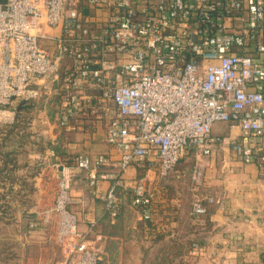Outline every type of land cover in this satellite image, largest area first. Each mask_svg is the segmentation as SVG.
I'll use <instances>...</instances> for the list:
<instances>
[{
	"label": "built area",
	"instance_id": "2783aa9c",
	"mask_svg": "<svg viewBox=\"0 0 264 264\" xmlns=\"http://www.w3.org/2000/svg\"><path fill=\"white\" fill-rule=\"evenodd\" d=\"M52 90L62 97V128L79 114L105 122L117 158L79 155L74 168L86 172L91 187L112 179L100 195L111 218L120 215L118 190L128 189V169L168 180L188 153L209 157L227 147L256 165L264 181V0H6L0 122L14 123L19 107L6 109L14 101L32 103ZM216 124L228 133L214 134ZM112 166L114 174L99 172ZM202 168L194 171L197 181ZM69 175L64 169L56 199L63 248L57 264H101L89 242L93 229L79 230L68 210ZM132 191L142 220L150 221L146 179ZM202 202L194 206L199 215Z\"/></svg>",
	"mask_w": 264,
	"mask_h": 264
},
{
	"label": "crops",
	"instance_id": "0c3cea01",
	"mask_svg": "<svg viewBox=\"0 0 264 264\" xmlns=\"http://www.w3.org/2000/svg\"><path fill=\"white\" fill-rule=\"evenodd\" d=\"M5 2L0 0V4ZM83 123H72L66 130V135L72 138L67 149L82 155L111 154L116 159L105 142L103 125L95 122L93 127ZM17 127L15 122L9 130ZM227 133V125L214 126V134ZM54 141L51 155L58 162V177L67 159L56 147L60 138L57 136ZM48 153L43 151L38 155L47 158ZM199 164L203 167L202 177L197 181L194 171ZM73 171L72 211L78 215L81 231L94 228L100 240L101 264H264V181L259 178L256 165L242 163L227 147L217 149L209 157L185 154L176 176L168 180L130 168L124 175L127 185H132L131 180L138 176L145 177L154 192L150 221L141 217L104 216L100 195L106 194L112 179L100 180L95 188L89 186L86 172ZM99 172L111 175L116 170L112 166ZM125 191L118 190L123 213L130 208ZM207 198H214L218 203H211ZM197 199L203 201L205 209L200 215L194 210ZM36 235L41 246L50 242L51 236L46 232ZM53 262L38 258L29 264Z\"/></svg>",
	"mask_w": 264,
	"mask_h": 264
},
{
	"label": "rangeland",
	"instance_id": "374dc122",
	"mask_svg": "<svg viewBox=\"0 0 264 264\" xmlns=\"http://www.w3.org/2000/svg\"><path fill=\"white\" fill-rule=\"evenodd\" d=\"M44 83L49 86L50 80H45ZM61 101L62 97L54 94L53 90L51 93L42 91L39 99L23 104V106L30 105V110L26 114L16 113L14 123L18 122L17 129L9 130V126L14 123L0 122V264H29L32 259L38 260V258L48 262L54 260L57 264L63 258V248L57 241L60 215L55 209L59 182L63 178L65 169V172L70 174V189H72L74 160L82 154L74 150L69 151L66 147L71 143L72 138L66 135L67 129L58 124ZM20 104L21 102L16 100L6 109H14L21 106ZM93 121L96 125L102 124L104 130L106 129L105 122L83 114H79L73 123L91 124L90 122ZM57 136L60 141L56 143V147L59 152H64L67 159L64 163L65 168L58 177L56 166L58 162L51 155L53 146L51 142L53 140L56 142ZM43 151L49 152L47 158L38 155ZM32 156L34 159L31 158ZM141 178L138 176L135 180H131L132 185H127L125 197L129 201L130 208L127 207L124 213L120 210L121 216L141 217V208L133 204L132 191L135 182ZM146 182L149 187L147 180ZM149 189L154 199V192L150 187ZM74 204L75 201H72L68 210L78 217L72 211ZM104 216H109L105 209ZM31 224L34 227H31ZM40 231L51 236L50 242L47 241L44 247L41 246L42 243L36 235ZM88 237L91 246L101 254L100 240L94 234V228ZM31 240L34 242H30ZM101 258L102 263V254Z\"/></svg>",
	"mask_w": 264,
	"mask_h": 264
},
{
	"label": "trees",
	"instance_id": "16d2710c",
	"mask_svg": "<svg viewBox=\"0 0 264 264\" xmlns=\"http://www.w3.org/2000/svg\"><path fill=\"white\" fill-rule=\"evenodd\" d=\"M27 105V104H26ZM30 110V105L29 106H23V105H21V106H19V111H18V114L19 115H23V114H26V112L27 111H29Z\"/></svg>",
	"mask_w": 264,
	"mask_h": 264
}]
</instances>
